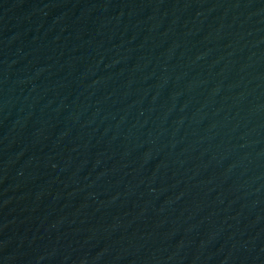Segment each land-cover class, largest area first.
I'll use <instances>...</instances> for the list:
<instances>
[{
    "label": "water",
    "instance_id": "water-1",
    "mask_svg": "<svg viewBox=\"0 0 264 264\" xmlns=\"http://www.w3.org/2000/svg\"><path fill=\"white\" fill-rule=\"evenodd\" d=\"M0 264H264V0H0Z\"/></svg>",
    "mask_w": 264,
    "mask_h": 264
}]
</instances>
